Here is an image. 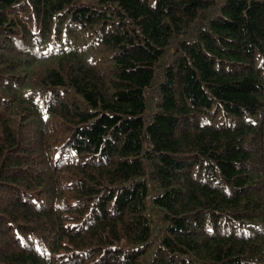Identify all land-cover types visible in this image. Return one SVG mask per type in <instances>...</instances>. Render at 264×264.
Masks as SVG:
<instances>
[{"label": "trees", "instance_id": "1", "mask_svg": "<svg viewBox=\"0 0 264 264\" xmlns=\"http://www.w3.org/2000/svg\"><path fill=\"white\" fill-rule=\"evenodd\" d=\"M0 264H264V0H0Z\"/></svg>", "mask_w": 264, "mask_h": 264}]
</instances>
